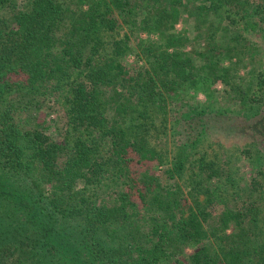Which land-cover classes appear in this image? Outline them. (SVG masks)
Instances as JSON below:
<instances>
[{
    "label": "trees",
    "instance_id": "16d2710c",
    "mask_svg": "<svg viewBox=\"0 0 264 264\" xmlns=\"http://www.w3.org/2000/svg\"><path fill=\"white\" fill-rule=\"evenodd\" d=\"M229 1L0 0V264H264V240L242 234H223L209 250L176 183L187 170L216 175L206 150H196L212 143L255 154L264 182V73L249 54L233 59L236 48L223 40L216 18ZM256 8L264 13V0ZM183 13L193 19L190 49L172 30ZM139 16L156 38L140 42L131 63L114 57L123 52L116 42L94 62L100 30ZM242 25L264 39V25ZM65 83L70 120L60 132L40 114ZM202 83L226 86L215 94L247 106L224 113L178 103L185 84ZM167 128L178 136L174 154L151 174L166 159ZM84 135L105 138L106 164L126 188L95 186L104 168Z\"/></svg>",
    "mask_w": 264,
    "mask_h": 264
},
{
    "label": "rangeland",
    "instance_id": "374dc122",
    "mask_svg": "<svg viewBox=\"0 0 264 264\" xmlns=\"http://www.w3.org/2000/svg\"><path fill=\"white\" fill-rule=\"evenodd\" d=\"M259 1L230 0L223 8L224 13L219 14L216 19H218V23L226 32L223 40L236 48L233 51L235 54L232 58L241 59L244 57V53L249 54L256 61L257 70L262 68L264 73V39H261L260 34L250 31L242 25L243 21L248 18L260 25H264V13L256 8ZM179 17V20L173 22L172 30L181 35H186L190 42L186 43L185 49H190L194 45L193 19L186 16L185 13ZM154 30L140 16L128 23L122 21L113 29H101V48L94 62L98 63L102 58L109 56L114 42H116L123 52H115L114 57L131 63L134 59L133 53L137 51L140 42L148 38H156L157 31ZM124 36L127 39H124ZM219 38L220 36L218 35L217 43ZM193 59L196 65L206 63L200 56L196 57L195 55ZM222 64H225V61ZM184 86L186 87L181 89L184 91H181L182 98L178 99V103L185 104L188 102V104H185L186 106L194 104L198 106L199 102H202L208 108L224 113L227 111H241L247 106L245 102L238 100L227 101L225 98L216 95V91L226 89V86L220 83L215 85L202 83L199 86L197 84L195 86L185 84ZM69 89L70 85L65 83L57 91H51L45 106L42 108L40 119L47 120L51 130L57 129L62 132L67 120H70L68 114L70 106L66 101L70 92ZM163 124L169 127V124ZM84 137L87 142L95 145L98 159L104 168L103 175L95 183V186L102 190L126 188L129 182H126L120 172L111 166L109 162L106 164L105 158H107L108 144L105 138L92 136L89 139L85 135ZM177 137H172L168 128L166 129V134L160 135V143L162 147L165 146L166 159L161 164L152 163L150 166L151 174H156L158 169L169 165L170 158L174 154L175 146L173 143ZM205 144L206 140L203 141V145ZM204 149L206 150V159L213 162L212 168L216 171V175L214 176L208 170V167L203 168L196 177L191 174V170H187L180 177H177L176 183L179 195H181L183 208L189 207L195 210L207 231L205 245L209 250L214 251L218 245H221L220 240L225 235H229L236 240L240 238L238 235L242 234L245 237L254 239L256 242L263 241L264 206L260 200L264 196V190L261 188L262 186L264 187V182L263 178L260 177L258 179V175L255 173L259 167L258 158L255 157V154L240 153L236 149L228 148L227 144L223 143H220V145L212 143L210 147L206 146L203 149L196 147V150L200 152ZM194 153L192 157L196 159L198 154L197 152ZM255 179H257L259 185H252V181ZM224 220H226L225 224L222 223ZM184 250L185 252H190L192 247L187 246Z\"/></svg>",
    "mask_w": 264,
    "mask_h": 264
}]
</instances>
